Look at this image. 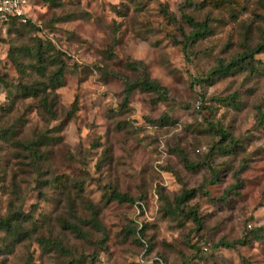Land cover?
<instances>
[{
  "label": "rangeland",
  "instance_id": "374dc122",
  "mask_svg": "<svg viewBox=\"0 0 264 264\" xmlns=\"http://www.w3.org/2000/svg\"><path fill=\"white\" fill-rule=\"evenodd\" d=\"M28 15L29 25L0 20V217L28 216L19 240L0 231V264H264V229L260 240L248 233L264 228V51L253 67L194 82L264 44V0H58L35 2ZM184 15L210 30L187 52ZM39 39L55 49L45 78L32 69ZM58 60L65 69L51 87ZM142 79L163 87L162 97L136 89L122 105L124 82ZM209 124L241 146L217 151ZM208 165L216 183L186 205L197 229L174 200L209 178ZM106 188L138 204L106 202ZM92 211L101 229L78 223Z\"/></svg>",
  "mask_w": 264,
  "mask_h": 264
},
{
  "label": "trees",
  "instance_id": "16d2710c",
  "mask_svg": "<svg viewBox=\"0 0 264 264\" xmlns=\"http://www.w3.org/2000/svg\"><path fill=\"white\" fill-rule=\"evenodd\" d=\"M58 0H33L32 5L35 2H43V3H54ZM184 22L191 28V32L185 36V42L183 44V50L185 52L190 49L194 43H196L199 40L204 39L208 33H209V27L206 22H198L194 20L192 17L184 15L183 16ZM9 21L12 22H18L19 24H30V18L26 20V22H21L17 18H10ZM46 46V47H45ZM55 51L54 47L50 42L43 43L41 39L38 40L37 46L34 47L33 51V57L35 60V64L32 65V69L34 73L40 77L45 78V72H46V54L47 51ZM264 51V44L257 45L251 49H247L241 54L236 55L235 57H232L228 62L219 61L216 66L212 67L204 77L196 79L194 82L198 84H206L210 85L212 84L216 79L220 77H225L230 74H232L234 71L242 69L244 67H253V61H254V55L260 54ZM10 59L13 63L16 62L14 59L13 52H10ZM59 64H57L56 68L52 71L50 76L47 78V81L50 83L51 87H54L55 85H58L60 83V80L63 76V72L65 69V65L62 61L58 60ZM12 65H18V64H12ZM1 79V77H0ZM24 88V87H23ZM136 89L144 91V92H150L154 94L160 95L162 97V92L164 91V88L161 87L158 83L154 81H149L147 79H142L141 81L137 80H126L123 85V99H122V105H126L129 101V97L135 91ZM27 90H30L27 89ZM38 92H33V95L36 96ZM41 106L43 109L49 113L52 114L51 108L48 107V105L45 103V98L42 99ZM257 123L260 126L264 127V120L260 114V112L257 113ZM211 130L216 134L218 137V142L216 144L215 149L219 152L223 153H229L234 151L235 149L239 148L241 146V142L239 139L234 138L231 136L222 126H214V124H209ZM0 137L4 138V134H0ZM36 150H33V153H35ZM179 155L183 159V164L186 169L188 170H196L198 169V165H194L190 163L184 156L182 152H179ZM207 164V162H206ZM210 175L207 180L203 182V184L198 188H191L183 190L174 200V206L175 209L179 212V214H182L184 217L191 219L192 223L195 225V227L198 229L200 228L201 222L200 218L198 217L196 211L192 208H187V203L196 197L198 194H202L204 196H208L207 192L205 191L204 187L206 185H212L215 184L217 181V173L216 171L208 165ZM237 185V186H236ZM236 185L233 189H237L239 185V180L236 179ZM103 197L106 199V202H112L115 201L117 203H127L130 205H137L138 203L135 202L134 199L128 197L126 194L119 193L117 191H111L109 189L104 190ZM183 207L187 208L185 211ZM28 216L23 214L21 211L18 212H9L5 217H0V231L4 232L6 235H8L11 238H15L16 240H19L22 233V223L25 219H27ZM78 223H84V224H90L93 228L101 229L100 225L98 224L96 218H95V212L92 211V217L89 219V221H81L78 220ZM65 228L73 232L78 238L84 239L86 238L85 233L83 230L77 225V224H64ZM135 229L137 226L134 224ZM251 228V227H250ZM264 228H256L251 231H249L250 239L253 240H260L263 238L262 235H260V231ZM143 228L137 230V234H142ZM140 239V238H139ZM142 240V239H141ZM38 242L42 245H50V248H54L64 255H68L69 257H72L71 253L65 250L59 243L49 242L46 239L40 238L38 239ZM247 243L246 238H242L240 240L234 241L232 243H219V246H224L227 248H233L235 245H244ZM141 244L146 245L145 241H141ZM204 244H207V242H200L198 244V250L201 252H207L209 247L206 251H202V246ZM148 247L146 246L144 249V253H147ZM70 253V255H69ZM155 263L161 264V260L158 258H155ZM80 259L75 260L71 259L65 264H79Z\"/></svg>",
  "mask_w": 264,
  "mask_h": 264
},
{
  "label": "built area",
  "instance_id": "2783aa9c",
  "mask_svg": "<svg viewBox=\"0 0 264 264\" xmlns=\"http://www.w3.org/2000/svg\"><path fill=\"white\" fill-rule=\"evenodd\" d=\"M32 3L33 0H0V20L9 21L10 18H17L21 22H26ZM208 247L209 244H204L202 251H206Z\"/></svg>",
  "mask_w": 264,
  "mask_h": 264
}]
</instances>
